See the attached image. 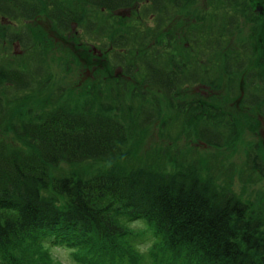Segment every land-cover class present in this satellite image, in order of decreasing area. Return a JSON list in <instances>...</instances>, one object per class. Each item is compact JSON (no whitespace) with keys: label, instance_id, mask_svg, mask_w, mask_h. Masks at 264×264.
I'll return each instance as SVG.
<instances>
[{"label":"trees","instance_id":"16d2710c","mask_svg":"<svg viewBox=\"0 0 264 264\" xmlns=\"http://www.w3.org/2000/svg\"><path fill=\"white\" fill-rule=\"evenodd\" d=\"M255 4L0 0V264H50L39 247L47 237L79 247L80 264H142L129 250L143 234L124 223L141 217L159 237L162 264H177L169 253L178 264H264V195L253 202L238 194L231 181L220 182L218 168V151L235 149L247 126L234 111L176 102L200 86L240 99L243 110L264 119L257 53L264 12ZM176 22L187 26L168 32ZM71 41L106 54L105 84L94 87L100 97L59 94L28 104L48 90V56L68 52ZM59 66L61 87L73 71L68 60ZM145 87L163 99L154 102ZM163 100L174 111L165 119ZM160 122L157 137L169 151L144 165L134 159V138ZM182 139L190 155L178 147ZM200 146L213 152L200 154ZM121 156L111 169L103 164ZM245 165L256 182L264 179L259 145L248 149Z\"/></svg>","mask_w":264,"mask_h":264},{"label":"rangeland","instance_id":"374dc122","mask_svg":"<svg viewBox=\"0 0 264 264\" xmlns=\"http://www.w3.org/2000/svg\"><path fill=\"white\" fill-rule=\"evenodd\" d=\"M249 2H256L255 11L259 14H263L264 5L260 2V0H249ZM125 15L128 16L129 13H125ZM178 24L179 22H176L172 29L168 30V32L177 33L187 26ZM179 39H181V35H177V41H180ZM67 48L69 51L64 54H60L55 57L48 56L51 64V81L48 86V90L43 94L40 93L32 96L28 100V104L33 107H39V105L49 102L51 99L54 100V98L59 94H62L65 97H72L76 94H84L91 97L96 96V98L100 97V94L96 93L94 87H100L97 85L104 83L99 82L100 80H104L105 77L101 61H104V56H106V54L91 47L83 48L68 46ZM16 50L21 51V48L16 47ZM257 53L260 63L261 59L264 58V44L257 43ZM64 60H68V63L73 71V76H66L63 78L62 85L60 87V85L56 82L65 76L64 73H61V67L59 66V63ZM261 63L263 64V62ZM71 82H73V86L69 89H64ZM144 90L148 93L149 98L154 100V102H156L159 98H162V96L152 88L145 87ZM164 100L161 101V104L165 119L174 111L169 108V104ZM176 102H185L187 104L199 102L205 106L208 105L210 107H219L226 111H234L240 117L242 124L247 126V128H241V138H239L235 149L218 151L220 156L223 157H219V159H221L220 162L223 161V164H220L218 167L220 182L224 184L231 181L235 192L238 194L244 193L245 196L250 198L253 202L259 201L264 195V179L256 182L254 180L256 175H251L245 172V155L250 147L253 145H259L262 149V155L264 157V119L261 117L259 118L253 112L243 110L240 106V99L230 100L225 93H212L200 86L184 89L177 96ZM160 126H163L162 122L148 128L146 131L138 132L134 138V145L139 152V156L134 157L136 161H142L144 165H150L153 160L166 157L165 154L168 153L169 148L164 149L162 147V142L157 137V135L160 134ZM189 144V141L186 139H182L178 143V147L182 149L183 154L190 155L192 153L190 149H187ZM196 146H199V143H197ZM196 148L200 154L209 155L213 152V149L209 147L200 146ZM163 164L168 168L170 167L166 160L163 161ZM77 168L78 167H75V170ZM63 169L68 170L70 168L68 166H64ZM130 241L134 240L130 237ZM132 251L133 250H129L130 259L132 258ZM162 253V247L160 246V243H158L149 258H142L144 259L142 264H160V262L162 264V260L164 258ZM156 258L159 260L158 263H156ZM167 259L169 262L171 260H175L177 264L180 263L178 262V255L175 253H169ZM133 264H138V262H133Z\"/></svg>","mask_w":264,"mask_h":264},{"label":"clouds","instance_id":"9594fccd","mask_svg":"<svg viewBox=\"0 0 264 264\" xmlns=\"http://www.w3.org/2000/svg\"><path fill=\"white\" fill-rule=\"evenodd\" d=\"M117 159L123 157L105 158L103 164L111 169ZM125 226L131 233L143 234L141 239L132 243V250L137 257L149 258L154 248L158 245L159 237L153 232L151 225L145 218L126 220ZM40 249L47 255L50 264H80L78 256L80 249L67 243H57L54 237H47L39 242ZM35 259H39L36 257Z\"/></svg>","mask_w":264,"mask_h":264},{"label":"flooded vegetation","instance_id":"af4514ba","mask_svg":"<svg viewBox=\"0 0 264 264\" xmlns=\"http://www.w3.org/2000/svg\"><path fill=\"white\" fill-rule=\"evenodd\" d=\"M76 44H77V45H81V47L85 48V47L83 46V45H84L83 42H77ZM17 46H19V45H17Z\"/></svg>","mask_w":264,"mask_h":264},{"label":"bare ground","instance_id":"6f19581e","mask_svg":"<svg viewBox=\"0 0 264 264\" xmlns=\"http://www.w3.org/2000/svg\"><path fill=\"white\" fill-rule=\"evenodd\" d=\"M208 177V176H207Z\"/></svg>","mask_w":264,"mask_h":264}]
</instances>
